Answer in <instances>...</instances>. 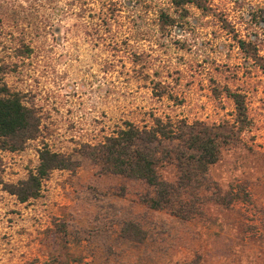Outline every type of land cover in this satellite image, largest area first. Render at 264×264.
<instances>
[{"label": "rangeland", "instance_id": "rangeland-1", "mask_svg": "<svg viewBox=\"0 0 264 264\" xmlns=\"http://www.w3.org/2000/svg\"><path fill=\"white\" fill-rule=\"evenodd\" d=\"M201 5L206 15L189 7L181 19L168 0H0V87L39 124L21 149L0 150V264H264V0ZM162 10L175 27L158 28ZM226 87L245 96L249 127L208 169L209 186L233 202L202 220L149 209L145 181L101 174L76 153L149 112L232 122ZM43 145L80 166L53 171L21 203L6 188L37 167ZM128 221L143 243L119 235Z\"/></svg>", "mask_w": 264, "mask_h": 264}, {"label": "trees", "instance_id": "trees-1", "mask_svg": "<svg viewBox=\"0 0 264 264\" xmlns=\"http://www.w3.org/2000/svg\"><path fill=\"white\" fill-rule=\"evenodd\" d=\"M168 1L177 18L185 19L189 7L206 15L207 8H203L201 0ZM177 18L169 11L162 10L157 15L156 25L160 29L172 28L177 25ZM222 25L223 30L228 29L227 24ZM238 43L239 48L248 54L246 50L250 44L243 41ZM248 57L254 56L248 54ZM224 93L234 105L235 118L232 122L221 121L209 125L200 120L189 122L183 118L149 112L144 115L146 118L137 123L122 122L120 127L97 143L78 144L76 153L89 159L101 174L145 181L154 189V195L143 196L140 202L149 209L168 210L183 220H202L204 212L212 213L219 207L228 208L233 202L232 195L223 196L219 190L209 186L208 169L219 161L223 145L249 127L245 96L228 87ZM165 96L156 95L159 99ZM167 98L173 99L168 94ZM38 125L33 110L24 106L5 87H0V150L21 149L27 140L36 136ZM163 141H177V144L165 147L162 146ZM79 166L73 154L57 152L43 145L38 151L37 167L28 172L25 179L9 185L6 191L25 203L39 196L42 182L53 171L74 172ZM210 191L211 195L204 200L203 197ZM119 235L141 244L147 233L138 224L128 221L122 225ZM260 249L258 256L264 260V247Z\"/></svg>", "mask_w": 264, "mask_h": 264}]
</instances>
